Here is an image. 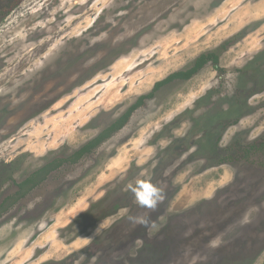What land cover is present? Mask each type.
Listing matches in <instances>:
<instances>
[{"label": "rangeland", "instance_id": "1", "mask_svg": "<svg viewBox=\"0 0 264 264\" xmlns=\"http://www.w3.org/2000/svg\"><path fill=\"white\" fill-rule=\"evenodd\" d=\"M211 50L226 72L161 86L7 205L0 264H264V151L243 152L264 141V0H19L0 23V201ZM137 180L162 189L154 210Z\"/></svg>", "mask_w": 264, "mask_h": 264}, {"label": "trees", "instance_id": "2", "mask_svg": "<svg viewBox=\"0 0 264 264\" xmlns=\"http://www.w3.org/2000/svg\"><path fill=\"white\" fill-rule=\"evenodd\" d=\"M229 43V40L225 41L222 44V47L228 45ZM219 58L220 55L216 50L203 52L194 59L189 67L176 70L168 74L162 80L155 82L149 92L139 95L121 115L111 121L107 126L102 128L100 132L97 133V135L90 138L77 149L73 150L69 155L61 157L57 156L49 159L43 165L30 172L20 182H16L15 184L18 188L15 192L16 195L6 196L0 204V210H7L9 208L7 205H12L15 201L17 202L19 198L24 197L26 193H28L30 190L32 191L35 187L40 185L53 170L65 164L73 165L79 163L82 158L88 156L101 145L105 144V142L111 138L114 133L126 126L133 113L145 103V100L152 98L154 96V92L161 86L174 81L188 80L208 63H210L219 74L226 72V69L220 66ZM245 149L246 150L243 152L246 154L252 149H262L264 151V141H261L260 143H250ZM231 159L232 158L228 155V158L222 160V162ZM84 216L85 215L83 214L81 217L77 218H82ZM75 220L78 221V219Z\"/></svg>", "mask_w": 264, "mask_h": 264}, {"label": "clouds", "instance_id": "3", "mask_svg": "<svg viewBox=\"0 0 264 264\" xmlns=\"http://www.w3.org/2000/svg\"><path fill=\"white\" fill-rule=\"evenodd\" d=\"M130 190L138 206L141 208L154 210L163 199L162 189L150 180H137L135 187H132ZM129 220L134 224L143 226L149 234H152L159 228L158 223L151 220L149 216H129Z\"/></svg>", "mask_w": 264, "mask_h": 264}, {"label": "flooded vegetation", "instance_id": "4", "mask_svg": "<svg viewBox=\"0 0 264 264\" xmlns=\"http://www.w3.org/2000/svg\"><path fill=\"white\" fill-rule=\"evenodd\" d=\"M18 2H19V0H0V23L2 22V21H4V20H6L8 17H9V13L10 12H14L15 11V9L17 8V5H18ZM0 124H2L3 125V121L0 123ZM4 126V125H3ZM4 127H2V126H0V130H4L3 129ZM59 168H61V167H59ZM55 171V170H54ZM22 180V179H21ZM20 180V181H21ZM20 181H15V180H13L12 181V184H13V186H15L16 188H15V190L13 191V192H10V193H8V194H6V196H8V195H16V190L18 189L17 188V186H16V182H20ZM29 193H31V190L28 192V193H26L25 194V196L27 195V194H29ZM5 196V197H6ZM4 197V198H5ZM3 198V199H4ZM2 199V200H3ZM2 200L0 201V204H1V202H2ZM8 210V209H7ZM7 210H0V218L2 217V214L4 213V212H6Z\"/></svg>", "mask_w": 264, "mask_h": 264}, {"label": "bare ground", "instance_id": "5", "mask_svg": "<svg viewBox=\"0 0 264 264\" xmlns=\"http://www.w3.org/2000/svg\"><path fill=\"white\" fill-rule=\"evenodd\" d=\"M158 74H160V72H155V73H153V74H151V75H147V76H145L147 79H145V77H144V81H143V83H142V86L145 88L146 86H147V84H148V82H149V80L151 79H153V78H155V77H157V76H159ZM143 80V79H142ZM141 85V84H140ZM141 88V87H140ZM142 91V90H141ZM99 104L100 103H98V102H96V104H95V106L94 107H97V106H99ZM81 117V113L79 114V116L77 117V119H79ZM71 118H68V119H66L65 121H63L62 123H66V122H68L69 120H70ZM52 126V129H51V131L53 132V133H56L57 132V128L56 127H54L53 125H51Z\"/></svg>", "mask_w": 264, "mask_h": 264}]
</instances>
